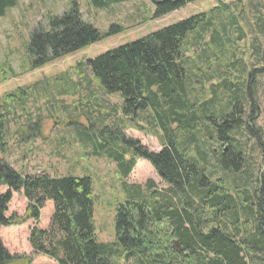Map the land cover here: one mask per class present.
I'll return each instance as SVG.
<instances>
[{
	"label": "trees",
	"instance_id": "trees-1",
	"mask_svg": "<svg viewBox=\"0 0 264 264\" xmlns=\"http://www.w3.org/2000/svg\"><path fill=\"white\" fill-rule=\"evenodd\" d=\"M87 1L93 8H107L131 0ZM148 1L153 7L151 18L158 19L197 0ZM70 3L68 10L47 15L45 24L33 30L27 46L31 68L124 31L116 23L104 31L94 28L84 22L76 1ZM16 5L17 0H0V17ZM252 6L256 21L264 22V6ZM237 9V5L221 3L207 13L181 19L83 63L104 93L120 96L124 117L135 119L140 113H150L160 133L161 149L154 153L126 139L119 129L109 131L108 139L101 132L104 140L99 153H107L120 178L125 179L135 160L143 158L166 185L158 189L152 181L145 187L121 183L125 199L115 209L114 242L95 239L89 177L20 176L2 161L0 187L5 186L6 191L0 193V227L13 224L5 212L12 192L21 191L27 202L26 215L34 223L44 203L53 204L48 228L32 226L27 241L33 255H46L56 264H113L114 258L121 257L134 264H264V140L257 139L262 167L253 188L229 189L224 178L212 180L207 169L211 157L223 174H238L245 165L244 152L232 135L240 129L258 131L253 127L254 70L245 84H224L229 99L222 103L214 93L206 98L203 89L204 82L220 75L215 71L195 73L191 67L194 59L186 57L191 48L199 46L204 48L199 58L208 50L217 56L229 41L228 32L236 28L240 33L241 7L234 14ZM206 35L208 41H204ZM260 58L264 59V49ZM28 94V89L18 88L0 101V152L7 147L10 120H20L15 109L24 110ZM248 99L251 115L243 120ZM40 131L41 119L36 117L33 122L28 118L15 133L25 142ZM30 262L11 255L0 240V264Z\"/></svg>",
	"mask_w": 264,
	"mask_h": 264
},
{
	"label": "rangeland",
	"instance_id": "rangeland-1",
	"mask_svg": "<svg viewBox=\"0 0 264 264\" xmlns=\"http://www.w3.org/2000/svg\"><path fill=\"white\" fill-rule=\"evenodd\" d=\"M71 1L17 0V5L0 17V101L6 93L18 88L28 89L30 95L24 110L15 109L14 113L20 120L16 122L12 119L8 124L7 147L4 152H0V161L20 176L47 174L89 177L95 239L99 243L114 242L115 209L125 199L121 183L145 187L148 181H152L158 189H164L166 185L143 158L135 160L134 167L125 179L120 178L115 164L109 161L107 153H99L98 146L103 143L102 137L108 139L109 131L119 129L126 139L155 153L161 149L160 133L155 130L150 113H140L135 119L124 117L120 111V96L104 93L86 72L83 63L181 19L207 13L224 3L238 6L234 14L241 7L237 19L240 33L232 28L228 32L229 41L223 45L222 50L219 49L221 52H216L217 56L211 55L208 50L199 58L202 55L200 51L204 49L199 46L191 48L193 54L189 52L186 57L194 59L195 64L191 67L195 73L203 75L215 71L220 75V80L214 77L204 82L203 89L206 98L214 93V98L222 103L229 99L224 84L234 81L238 85L245 84L247 75L254 70L252 100L256 111L253 114V127L258 131L253 134L247 129H240L232 135L237 146L244 152L246 162L242 171L233 175L223 174L214 158L207 160L212 180L224 178L229 189L240 190L243 185L253 188L258 170L262 167L257 139L259 137L264 140V59L260 58V52L264 49V22L256 21L252 5L258 3L260 9L264 6V0H197L158 19L151 18L153 7L148 0H131L107 8H93L87 0H74L84 22L101 31L109 24L116 23L122 25L124 31L39 68H31L33 62L27 46L33 30L45 24L47 15H60L68 10ZM189 39L193 41L192 36ZM204 41H208L207 35ZM251 103L245 100L243 120L251 115L248 106ZM36 117L41 119L40 135L21 141L15 133L18 126L24 125L28 118L33 122ZM211 148L214 149L215 145ZM129 157L128 152L126 159ZM5 191V186L0 187V193ZM26 207L22 192H12L5 216L11 218L13 224L0 227L3 247L11 255L30 259V264H56L55 260L46 255H33L27 241L32 226L48 228L53 212L52 202L44 203L36 223L26 215ZM113 264L134 263L121 257L114 258Z\"/></svg>",
	"mask_w": 264,
	"mask_h": 264
}]
</instances>
